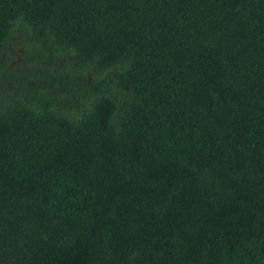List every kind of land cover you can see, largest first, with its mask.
Returning <instances> with one entry per match:
<instances>
[{
    "label": "trees",
    "instance_id": "1",
    "mask_svg": "<svg viewBox=\"0 0 264 264\" xmlns=\"http://www.w3.org/2000/svg\"><path fill=\"white\" fill-rule=\"evenodd\" d=\"M0 87V264H264V0H0Z\"/></svg>",
    "mask_w": 264,
    "mask_h": 264
},
{
    "label": "rangeland",
    "instance_id": "2",
    "mask_svg": "<svg viewBox=\"0 0 264 264\" xmlns=\"http://www.w3.org/2000/svg\"><path fill=\"white\" fill-rule=\"evenodd\" d=\"M11 48L14 49L12 50V52H14V58L12 59V61L10 62V67L12 69H15L16 71L18 72H21V70H29L31 69L33 71L34 74H39L40 75V68H42L40 65H37V66H34L32 67V65L28 64V63H25L24 62V56H23V53H24V44L20 43L16 37L12 38L11 39ZM66 61L65 60H62L61 62V65L65 64ZM57 66V65H55ZM28 72V71H26ZM22 73V72H21ZM25 74V73H24ZM34 82H35V79L30 77V81H29V84L31 86H34ZM11 86L10 88L13 89V86L11 84V82H7V87ZM4 89H2L0 87V99L2 98V94L4 93Z\"/></svg>",
    "mask_w": 264,
    "mask_h": 264
}]
</instances>
